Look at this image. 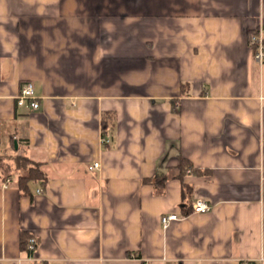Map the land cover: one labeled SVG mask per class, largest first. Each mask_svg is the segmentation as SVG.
<instances>
[{"label":"crops","instance_id":"obj_1","mask_svg":"<svg viewBox=\"0 0 264 264\" xmlns=\"http://www.w3.org/2000/svg\"><path fill=\"white\" fill-rule=\"evenodd\" d=\"M262 26L264 0H0V155L15 141L49 178L22 194L0 163V264H264Z\"/></svg>","mask_w":264,"mask_h":264},{"label":"trees","instance_id":"obj_2","mask_svg":"<svg viewBox=\"0 0 264 264\" xmlns=\"http://www.w3.org/2000/svg\"><path fill=\"white\" fill-rule=\"evenodd\" d=\"M255 32L249 33V43L250 39ZM254 52L256 47H252ZM116 121V115L113 112H104L102 115V131H103V137L107 138V135H109L115 125ZM109 144V143H108ZM105 144V145H108ZM12 146L14 149H16V154L12 156L14 160L15 165V174L17 176V186L22 194H26L30 192L31 184L38 183L41 186L45 187L48 183V175L46 171L44 170L43 163L37 162L32 160L29 156H27L25 153L20 152V147L17 149L15 141H13ZM5 159V156L0 155V163L3 162ZM178 178L183 181L184 177L188 173H195L198 174L199 170L193 168L191 162L180 156V161L178 165ZM12 174H6L4 176V180L6 181ZM168 180V175L165 172L157 173L154 177L146 178L142 182L145 184L152 185L156 190H163L166 182ZM192 195V188L185 184L183 182V200L186 202V204L191 200ZM193 212V207H192ZM190 214L189 210L187 209L185 211V216ZM31 236L28 234L23 233L21 235V246L22 249L27 250V246L29 243ZM33 252H29L30 256H33ZM34 264H45V263H38L35 262Z\"/></svg>","mask_w":264,"mask_h":264},{"label":"built area","instance_id":"obj_3","mask_svg":"<svg viewBox=\"0 0 264 264\" xmlns=\"http://www.w3.org/2000/svg\"><path fill=\"white\" fill-rule=\"evenodd\" d=\"M250 46L256 47L255 49V59L258 62H263L264 60V26L260 27L255 34L252 35L250 39ZM18 107L24 108L28 107L32 110H38L40 108V103L35 95V85L32 81L26 82L16 98ZM102 142L104 144H108L110 142L109 138L102 137ZM95 167H99V163L96 162L94 164ZM11 182V179H7L5 184V188H7L8 184ZM44 188L40 187L37 190V193H43ZM193 212L198 214H206L212 210V206L203 199H198L193 202ZM182 217L175 213H170L162 216V225L164 228H168L169 225L176 220L181 219ZM38 245V241L35 237H31L27 246L28 252H33L36 250ZM242 264H249V262H243Z\"/></svg>","mask_w":264,"mask_h":264},{"label":"rangeland","instance_id":"obj_4","mask_svg":"<svg viewBox=\"0 0 264 264\" xmlns=\"http://www.w3.org/2000/svg\"><path fill=\"white\" fill-rule=\"evenodd\" d=\"M6 153V157L4 162L9 165L10 167V171H12V176L15 177V179H17V176L15 174V165H14V160L12 158L13 155H15L16 151L13 147H9V150L5 152Z\"/></svg>","mask_w":264,"mask_h":264},{"label":"water","instance_id":"obj_5","mask_svg":"<svg viewBox=\"0 0 264 264\" xmlns=\"http://www.w3.org/2000/svg\"><path fill=\"white\" fill-rule=\"evenodd\" d=\"M16 145H17V142H16Z\"/></svg>","mask_w":264,"mask_h":264}]
</instances>
